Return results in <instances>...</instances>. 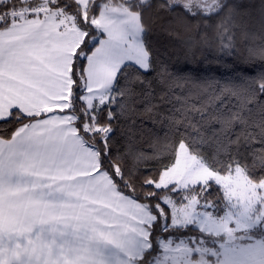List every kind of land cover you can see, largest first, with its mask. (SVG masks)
Segmentation results:
<instances>
[{
	"label": "snow or ice",
	"instance_id": "snow-or-ice-1",
	"mask_svg": "<svg viewBox=\"0 0 264 264\" xmlns=\"http://www.w3.org/2000/svg\"><path fill=\"white\" fill-rule=\"evenodd\" d=\"M206 257L264 264V0H0V264Z\"/></svg>",
	"mask_w": 264,
	"mask_h": 264
},
{
	"label": "crops",
	"instance_id": "crops-1",
	"mask_svg": "<svg viewBox=\"0 0 264 264\" xmlns=\"http://www.w3.org/2000/svg\"><path fill=\"white\" fill-rule=\"evenodd\" d=\"M130 211H132L133 213H135V218L129 217V216H121L120 219L130 228H134L135 231H131L129 230L128 235L137 239V240H142L143 238V232L146 231V225L144 223H141L140 221H144L146 219V217L142 214V213H138L137 209L135 208V206H130L129 208ZM182 251H186L187 250L183 249L178 252V255L181 256V252ZM176 252V251H175ZM122 258L124 259H128V257L124 256L123 254H121ZM133 256H135V252H133ZM197 260H199V257L197 256ZM133 263V260L130 261V264ZM195 263V262H194Z\"/></svg>",
	"mask_w": 264,
	"mask_h": 264
},
{
	"label": "rangeland",
	"instance_id": "rangeland-1",
	"mask_svg": "<svg viewBox=\"0 0 264 264\" xmlns=\"http://www.w3.org/2000/svg\"><path fill=\"white\" fill-rule=\"evenodd\" d=\"M177 220H180L181 223H188L187 218H181L180 215H179V213H177ZM205 227L207 228V226H205ZM222 239H223L222 236L221 237H216L214 235H206L205 236L206 243L205 244H199L197 242L195 245H193V250H195L197 248H199V249H205V248H207L209 250L215 248L218 251L219 249H218V246H217L216 241L217 240H222ZM183 249L185 250L186 248H184L183 246H180V247H175L174 245L173 246H170L169 249H168V251H167V255L170 256V257L180 256V255H178V252L177 251H180V250H183ZM186 254H187L186 251H182L181 252V255H186ZM206 258L210 260V264H216L215 259H213L211 257H206ZM193 264H195V263L193 262Z\"/></svg>",
	"mask_w": 264,
	"mask_h": 264
},
{
	"label": "trees",
	"instance_id": "trees-1",
	"mask_svg": "<svg viewBox=\"0 0 264 264\" xmlns=\"http://www.w3.org/2000/svg\"><path fill=\"white\" fill-rule=\"evenodd\" d=\"M157 41L167 43L168 42V37L165 36V35H163V34L154 35L153 38H152V42L153 43H156ZM229 66L230 65H221V66H219V71L223 72ZM213 67L216 68L217 66L216 65H213ZM160 135L163 136L164 133L163 132H160ZM139 146L140 147H143V148H147L148 147L147 144H142V145H139ZM134 195L142 196L143 193L139 189H137V191H136V193H134ZM132 264H135V260L134 259H133V263Z\"/></svg>",
	"mask_w": 264,
	"mask_h": 264
}]
</instances>
